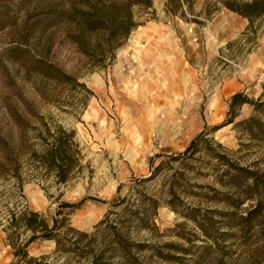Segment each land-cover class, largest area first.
<instances>
[{
  "label": "rangeland",
  "instance_id": "1",
  "mask_svg": "<svg viewBox=\"0 0 264 264\" xmlns=\"http://www.w3.org/2000/svg\"><path fill=\"white\" fill-rule=\"evenodd\" d=\"M51 1L68 11L73 1L91 7L95 0ZM27 16L17 29L0 30V264H14L10 244L30 235L14 240L8 227L23 211L38 213L65 245L58 252L53 239L39 238L28 246L29 257L51 264L66 257L89 264L88 243L105 246L79 234L94 233L106 218L101 231L121 227L128 242V256L107 264H243L263 238L232 245L218 262L202 256L197 223L222 219L220 200L236 192L235 167L264 173V0L133 5L128 37L112 51L92 37V56L81 52L73 21L34 34L26 26L37 16ZM32 58L73 81L31 72ZM238 93L247 102L230 108ZM57 129L71 136L74 158L63 183L36 157ZM195 139L194 152L180 156ZM83 198L77 208L60 207Z\"/></svg>",
  "mask_w": 264,
  "mask_h": 264
},
{
  "label": "trees",
  "instance_id": "2",
  "mask_svg": "<svg viewBox=\"0 0 264 264\" xmlns=\"http://www.w3.org/2000/svg\"><path fill=\"white\" fill-rule=\"evenodd\" d=\"M133 5L149 8L151 0H95L91 7H80L79 4L77 5L73 1L69 5L68 11L51 0H5L4 5L0 4V30L17 29V20L22 15H28L29 20L37 16V20L32 25L26 26L28 32L34 34L67 18L73 21L78 29L77 44L81 52L86 56H92L95 51H91L87 46L92 37H96L97 46L102 43L106 44L111 51L114 47L119 46L118 41L125 40L128 37L133 27L131 23V7ZM255 6V4L248 5V8L253 9ZM41 15H43L42 19H38ZM12 50L16 51V48ZM95 50L103 52L99 48ZM28 70L49 80L73 81L71 77L65 75L55 65L41 59H29ZM246 102L247 100L241 94H235L231 98L230 108L235 104ZM47 134L50 141L45 138L44 146L36 157L41 166L53 172L58 181L63 183L66 181L67 174L74 162L70 142L71 136L61 129H57L52 134L47 132ZM196 140L191 141L180 156L191 151L194 152ZM0 166H2L1 163ZM234 172V175L230 177L234 181L236 192L225 194L223 199H219L227 209V211L219 213L222 219L213 222L212 217L202 216L197 223L206 240L202 256L208 259L216 255L218 262H223L229 255H232V245L238 243L240 248H246L254 237H261L263 243L257 246V240H253L255 248L250 251L249 256L246 255L243 263L261 264L264 259V173L259 174L239 167H235ZM87 199L83 198L76 204L62 203L60 207L77 208ZM244 204H247V207L243 209V212H239V208ZM113 205L116 204L113 203ZM16 214L13 213L10 216L8 223V227L13 228L14 240L18 241V237L26 231L30 235L20 244H10L14 250L13 263L51 264L46 261V258L29 257L27 248L35 240L42 238L53 239L56 242V251H61L65 245L61 243L57 233H54L55 227L49 228L41 221L38 213L23 211L19 212L18 216ZM104 222L108 223L107 218L90 235L79 234L81 238H88L90 241L100 239L105 246L101 250L100 247L94 248L92 244L88 243L86 246L88 251L84 257L91 258L89 264H107L119 254L128 256V242L123 229L108 225L105 230L101 231L100 225ZM221 227L228 229V231L219 232L222 229ZM69 260V257H66L62 264H69Z\"/></svg>",
  "mask_w": 264,
  "mask_h": 264
},
{
  "label": "bare ground",
  "instance_id": "3",
  "mask_svg": "<svg viewBox=\"0 0 264 264\" xmlns=\"http://www.w3.org/2000/svg\"><path fill=\"white\" fill-rule=\"evenodd\" d=\"M96 80H98V79H96ZM93 81V80H92ZM95 85H96V83H95Z\"/></svg>",
  "mask_w": 264,
  "mask_h": 264
}]
</instances>
